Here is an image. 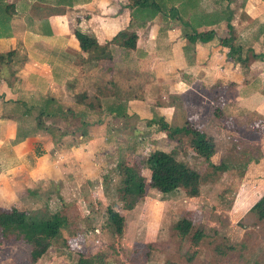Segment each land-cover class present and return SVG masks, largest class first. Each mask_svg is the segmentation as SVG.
Here are the masks:
<instances>
[{"label":"crops","instance_id":"obj_1","mask_svg":"<svg viewBox=\"0 0 264 264\" xmlns=\"http://www.w3.org/2000/svg\"><path fill=\"white\" fill-rule=\"evenodd\" d=\"M152 1L159 11L142 23L126 0H0L13 9L0 26V54L10 52L0 61V208L23 210L40 179L71 189L75 178L99 176L112 165L109 150H132L124 132L139 130L154 146L157 134L174 142L146 121L179 127L188 114L200 118L199 103L235 123L260 118L264 145V0ZM229 14L232 54L219 42ZM127 27L134 48L109 45L100 57L98 47ZM74 30L94 45L81 51ZM207 30V41L187 38ZM121 163L136 166L117 158L116 169ZM46 252L33 264L52 263Z\"/></svg>","mask_w":264,"mask_h":264},{"label":"rangeland","instance_id":"obj_2","mask_svg":"<svg viewBox=\"0 0 264 264\" xmlns=\"http://www.w3.org/2000/svg\"><path fill=\"white\" fill-rule=\"evenodd\" d=\"M158 1L164 5L165 0ZM215 93L219 95V89ZM195 108L200 118L188 114L185 119L214 140L215 150L208 160L189 148V135L180 143H170L157 134L154 146L146 144L138 137L140 131L134 130L124 132L128 137L131 134L132 150L124 148L120 156L118 151L109 150L105 160L112 165L108 170L104 166L99 176L75 178L71 189L39 180L35 200L25 197L20 208L29 215L58 212L64 216V225L46 250L54 257L50 264H74L79 254L94 255V260L100 256L106 264H264V220L250 210L264 192V145L259 139L262 133L256 132L262 127L261 119L245 115L235 123V118L215 114L218 108L208 115L205 104ZM153 149L171 154L198 172L197 196H187L181 187L162 193L149 186L145 160ZM43 158L49 157L46 154ZM117 158L136 163L144 181V192L130 209L124 208ZM221 163L222 168H215ZM107 208L123 216L118 235ZM181 218L190 221L188 230L174 228ZM195 230L202 236L193 244ZM36 261L29 256V245L15 232L0 233V264Z\"/></svg>","mask_w":264,"mask_h":264},{"label":"trees","instance_id":"obj_3","mask_svg":"<svg viewBox=\"0 0 264 264\" xmlns=\"http://www.w3.org/2000/svg\"><path fill=\"white\" fill-rule=\"evenodd\" d=\"M243 1V0H242ZM125 6L128 9H133L143 15V22L146 19L152 18L155 12L159 11L158 5L152 0H126ZM2 17L0 18V26L4 21H8L11 13L13 12L11 4H3ZM4 15V18H3ZM231 14L226 15L223 19L226 22L228 36L219 40L221 45H228L230 53L234 52V46L232 44L233 37L231 32L233 31L229 21ZM74 35L79 43L81 51H86L94 45V39L87 34H84L78 30H74ZM213 35V30L207 31H193L189 35L188 40L194 41L198 39L200 41H207ZM137 35L134 30L128 28L117 31L107 42L100 45L98 55L100 57H109L107 50L109 45L132 49L135 46ZM10 52L0 54V61L4 57H8ZM253 58H262V54H253ZM46 100V99H45ZM44 100V101H45ZM51 100V99H47ZM214 113V112H213ZM215 110V114H216ZM42 114V111L38 113ZM36 117V122L40 119V116ZM185 124L181 126H170L162 117L151 118L146 121V124H155L157 130L163 134L168 140L180 143L181 139L185 135H189L187 145L197 155L202 156L205 160L212 155L215 150V143L211 136L206 135L203 131L197 129L188 119L185 120ZM39 151H37V154ZM147 162L146 168H148V184L151 188H155L157 191L165 193L170 192L176 188H183L184 193L189 197L197 196L199 193L200 179L198 172L187 166L186 164L176 160L171 154L163 152L158 149H153L148 154L145 160ZM224 165L221 163L215 165V168H222ZM121 177V189L122 199L124 202V208L130 209L142 196L144 192V181L139 174L136 167L127 166L124 164H118L117 166ZM250 210L254 212L255 216L259 220H264V192L256 199ZM27 214L25 211L17 209L15 207L0 208V233L12 231L15 232L16 237L22 242L29 245V256L32 261L38 259L49 247L50 240L56 237L61 227L65 223V218L58 212L53 213H39L36 215ZM35 215V216H34ZM107 217L113 225L114 232L118 235L121 233L123 227V216L117 211L107 208ZM190 221L181 218L174 224V228L178 230H188L190 228ZM202 236L200 230H195L191 236L193 244H196L199 238ZM96 256H83L79 254L74 264H106Z\"/></svg>","mask_w":264,"mask_h":264}]
</instances>
